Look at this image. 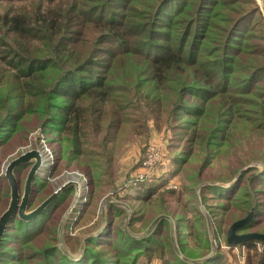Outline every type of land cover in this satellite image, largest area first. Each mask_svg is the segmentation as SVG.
I'll return each mask as SVG.
<instances>
[{
    "label": "rangeland",
    "instance_id": "rangeland-1",
    "mask_svg": "<svg viewBox=\"0 0 264 264\" xmlns=\"http://www.w3.org/2000/svg\"><path fill=\"white\" fill-rule=\"evenodd\" d=\"M124 1H129L128 4L136 10L135 16L130 17L131 28H134L139 37L144 36L150 5L145 2L147 0H108L112 8ZM68 3L69 0H54L52 3L47 0H0V16L8 9L17 8L26 12V9L31 10L32 5H39L42 9H57L64 8ZM201 5L200 14L205 18L218 12L225 15H234V11L238 14L244 12L241 23L234 27L233 43L237 44L236 51L228 50L227 56L229 58L234 54L232 52L247 48L245 50L250 57L241 56L240 59H249L250 64L260 66L259 70L251 74L250 85H240L234 93L242 103L238 106L239 114L235 113L233 116L234 128L230 129L232 134L227 136L228 141L221 144L218 142L220 139H213L209 146L213 150V157L211 162L203 166L204 157L209 154L206 146L203 147L200 142L188 143L186 131L177 127L181 124L186 126L189 116L180 114L182 121L167 123L165 115L162 122L156 123L148 115H139V110L128 109L122 115H129L126 119L131 121H143L144 133L134 137L127 127L122 126L116 132L118 149L114 154L113 164H106L103 158L102 162L98 159L99 152L100 155L103 153L102 148L93 146L94 135L86 132L83 138L86 141L82 146L85 154L80 158L85 159L81 165L84 166L91 158L98 159V163L102 164L98 170L109 165L108 172L112 174H106L103 178L113 180L110 187L97 186L96 195L88 198V177L80 166L72 165L84 174L87 182V188L79 189V197L72 210L67 213L74 188L67 186L33 218H18L17 221V214L11 215L0 239V264H264V242L251 239L242 244H230L226 241L231 223L249 212L252 214L247 222L253 224L259 219L261 224L251 228L247 225L248 227L235 230V233H264V0H207V3L202 2ZM176 6L177 4L164 6L162 11L165 16L160 14L154 23L155 28L168 27L175 38L181 29L189 26L187 22L184 23L183 15L174 12ZM79 8L80 6L77 7L78 10ZM189 9L194 10L192 5ZM177 18L182 20L178 21ZM211 20L218 22L221 27L218 19L212 17ZM168 22L172 23L171 27ZM190 26L191 33H194L193 25ZM197 26L200 30L204 28V23H197ZM208 31L218 33L215 28H209ZM3 36L0 33V57L15 66L19 62L13 58V53H9L11 47L4 44ZM206 46H210V43ZM215 55L218 53L210 55V59ZM232 58L233 56L230 57ZM238 60L239 58L235 59V66L239 63ZM25 63L18 65L16 69L26 71ZM5 64L0 66L7 68ZM248 73L246 68L241 73H235L236 78L231 86L241 84ZM226 79L224 78L225 84ZM186 99L195 102L194 98ZM151 123L155 128L157 125L159 139L156 142H161L164 146L165 164H156L152 172L147 175L142 173L140 178L138 173L143 171L145 149L149 142H153L149 132ZM8 129L0 130V138ZM102 134L97 135V140L101 143ZM23 135L13 133L10 137L17 144L13 141L12 145L8 141L4 149L0 147V156L3 158H0V198L7 190L5 208L10 199V188L4 173L10 160L25 151L37 149L42 140L54 151L53 164L59 156L55 132H44L42 127L37 126ZM169 140L173 142V150L168 147ZM190 144L192 152L186 158V165L177 170V165L173 163L174 154L181 155ZM102 146H107L106 155H112L111 144L103 142ZM31 165V162L17 165L20 168L18 175L13 170L20 196ZM49 167L45 162L36 172L35 180L44 182L42 184L45 187L39 183L34 185L29 194L31 196L27 210L35 208L72 177L63 172L65 169L51 171ZM48 174H51V181L47 180ZM228 176L231 177L223 181ZM195 178L196 182L190 181ZM208 183L212 185L201 188ZM136 184L142 185L145 191L133 192L132 186ZM152 189V194H149ZM141 196L148 198L136 199ZM62 201L63 205L60 203ZM5 208L0 207V214ZM205 225L207 227L203 232Z\"/></svg>",
    "mask_w": 264,
    "mask_h": 264
},
{
    "label": "trees",
    "instance_id": "trees-1",
    "mask_svg": "<svg viewBox=\"0 0 264 264\" xmlns=\"http://www.w3.org/2000/svg\"><path fill=\"white\" fill-rule=\"evenodd\" d=\"M47 1L52 3L54 0ZM128 2L112 8L108 0H69L64 8L42 9L32 5L26 12L8 9L0 16L4 44L11 47L9 53H13V58L19 62L15 67L0 57V64L7 62L5 65L9 68L0 66V130L9 128L0 138V147L4 149L8 141H14L10 137L13 133L24 136L23 133L37 126L44 132H55L59 156L50 170L80 166L88 177V198L96 195L97 186L110 187L113 183L111 178L105 180L103 177L112 174L106 164L115 161L116 132L125 126L134 137L144 133L143 121L128 120L129 115L122 113L128 109L139 110V115H148L156 123L162 122L165 115L167 123L182 121L180 114L189 116L186 126L177 127L186 131L188 143L200 142L206 146L209 154L204 157L205 166L214 154L209 148L212 140L220 139L218 142L223 144L228 141L229 133L232 134L233 116L239 114L238 106L242 103L234 94L236 89L240 85H250L251 76L260 69L258 64H250L249 59H240L241 56L250 57L247 48L232 52V59L227 56L228 50L236 51L234 27L241 23L244 12L213 14L220 27L218 22L211 20L212 17L205 18L200 14L201 3H207V0H147L145 2L151 7L145 20L148 24H145V35L139 37L130 26V17L135 16L136 10ZM167 4H177L174 12L183 15L184 23L189 25L181 29L176 38L168 27H154L160 14L165 16L162 10ZM191 5L194 10L189 9ZM197 23H204V28L198 30ZM171 24L168 22V26ZM190 25H193L194 33H191ZM209 28H215L218 33L208 31ZM213 53L218 55L210 59ZM236 58L239 63L235 66ZM24 62L26 71L16 69ZM244 68L249 70L247 78H243L241 84L231 86L235 73H241ZM224 78H227V84ZM187 97L194 98L195 102L188 101ZM86 132L94 135L93 146L102 148L103 154L99 152L97 157L101 162L102 158L105 160V169L98 170L102 165L98 159H88L84 166L81 165L85 159L80 157L85 154L82 146L86 144L83 139ZM101 133L102 143L97 140ZM169 141L168 147L173 150V142ZM103 142L111 144L112 155H106L107 146L103 148ZM14 144L17 143L14 141ZM191 152L190 144L181 155L174 154L177 170L186 165ZM19 169L15 168L17 175ZM190 181L194 183L196 178ZM36 183L45 187L44 182L34 178L32 188ZM207 185L212 184H204L201 188ZM5 188H8L7 184ZM143 189L140 184L132 186L135 193ZM6 196L7 190L0 198L2 209L6 206ZM145 198L148 197L136 199ZM63 202L60 203L63 205ZM16 220L19 221L17 216ZM260 222L259 219L253 224L247 222L236 231L257 226ZM206 227L202 228L203 232Z\"/></svg>",
    "mask_w": 264,
    "mask_h": 264
},
{
    "label": "water",
    "instance_id": "water-1",
    "mask_svg": "<svg viewBox=\"0 0 264 264\" xmlns=\"http://www.w3.org/2000/svg\"><path fill=\"white\" fill-rule=\"evenodd\" d=\"M32 163L29 171L27 172L24 188L22 195L19 193L18 182L13 174V170L17 167V165L22 163ZM41 165V155L37 149H31L21 153L19 156L10 160L5 168L4 178L7 180V184L10 188V199L7 207L0 214V239L4 232V228L6 226L7 220L11 217V215L17 214L19 219L29 220L40 213L46 206H48L56 197L60 194V192L67 186H72L74 188V195L71 201L69 208L67 209V213L72 210L74 207L77 198L79 197V185L76 181L70 180L63 183L60 187L55 189L47 198L41 201L35 208L31 210H27L29 194L32 188V181L35 177L36 172L38 171ZM251 212H249L245 217L235 220L231 223L227 230L226 241L230 244H237L246 240H260L264 242V233L259 232H250L243 234H236L235 230L246 223L251 216Z\"/></svg>",
    "mask_w": 264,
    "mask_h": 264
},
{
    "label": "built area",
    "instance_id": "built-area-1",
    "mask_svg": "<svg viewBox=\"0 0 264 264\" xmlns=\"http://www.w3.org/2000/svg\"><path fill=\"white\" fill-rule=\"evenodd\" d=\"M151 126H154V125L151 123L149 125V130L152 129ZM37 150L40 153V155L44 154V156L41 155L42 159H41L40 166H43L44 163L47 162L51 167L52 166L51 164H53V159H54L53 152L50 150V148L47 146V144L43 140L41 141L40 145L37 147ZM163 150H164V146L161 142L153 141V142L148 143L145 149V156L142 159L143 171H140L138 173V176L140 178L143 176V174L147 175L149 174V172H152L156 164H159V163L165 164L164 157H163ZM48 172H50V170H48ZM63 172H66L67 176L69 175L72 176L70 177L71 178L70 180L76 181L79 185V189L84 190L85 188H87V182H86L85 176L81 171H79L78 169H68V170L65 169L63 170ZM47 176H48L47 180L51 181L50 174H48Z\"/></svg>",
    "mask_w": 264,
    "mask_h": 264
},
{
    "label": "crops",
    "instance_id": "crops-1",
    "mask_svg": "<svg viewBox=\"0 0 264 264\" xmlns=\"http://www.w3.org/2000/svg\"><path fill=\"white\" fill-rule=\"evenodd\" d=\"M152 127V129L151 130H149V132L151 133L150 134V140H152V141H156V140H158L159 139V133H157V131H156V128L154 127V126H151ZM156 136H158V138L156 139ZM155 139V140H154Z\"/></svg>",
    "mask_w": 264,
    "mask_h": 264
}]
</instances>
